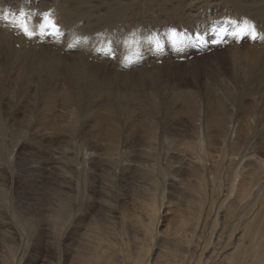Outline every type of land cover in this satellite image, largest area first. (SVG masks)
<instances>
[{
    "label": "rangeland",
    "instance_id": "374dc122",
    "mask_svg": "<svg viewBox=\"0 0 264 264\" xmlns=\"http://www.w3.org/2000/svg\"><path fill=\"white\" fill-rule=\"evenodd\" d=\"M13 1L0 0V14L2 8L17 14L25 5L30 18L50 11L57 33L48 37L46 30L37 39L46 43L27 45L16 24L8 25L0 15L8 27L5 31L0 25V39L9 41L0 43V166L22 210L35 217L47 210L52 189L61 185L65 173L80 180L81 193L96 195L98 209L118 193V210L128 220L141 203L157 198L158 231L163 234L184 220L182 207L195 206L186 204L197 196L195 189L204 190L203 203L214 205L223 201L243 168L264 171V19L239 8L253 0H117L128 5L106 17L107 0H98L93 3L97 11L84 12L89 15L82 20L67 15L65 22L60 12L74 5L73 0ZM75 8L83 10L75 5L73 15ZM224 14L254 28L258 42L195 49L186 59L180 32L192 34L207 18ZM173 32L177 38L169 40ZM107 37L115 38L123 54L132 57L130 70H121L119 59L95 52ZM164 42L178 50L181 45L180 54L168 47L164 57ZM75 47L86 64L77 73ZM228 89L225 97L222 93ZM147 165L148 172L143 170ZM254 194L243 203L261 206L257 217L264 219V185ZM106 195L114 196L109 200ZM4 250L0 245V253Z\"/></svg>",
    "mask_w": 264,
    "mask_h": 264
},
{
    "label": "bare ground",
    "instance_id": "6f19581e",
    "mask_svg": "<svg viewBox=\"0 0 264 264\" xmlns=\"http://www.w3.org/2000/svg\"><path fill=\"white\" fill-rule=\"evenodd\" d=\"M64 2L67 1L64 0ZM94 2H98V0H73L74 5L71 7L67 3L68 7L63 8L60 12L61 21L65 22L69 17L82 20L89 15L84 12L97 11L95 4L93 5ZM230 3L238 5L234 2ZM240 3L239 5H241ZM263 4L264 0H253L252 3L242 4L239 8L246 14L255 12L264 19ZM75 5L76 7L82 5L83 10L78 11L75 8L77 12L73 15L71 12ZM105 5H107L104 7L105 9L108 7L104 15L106 17L122 10L128 5V2L107 0ZM25 7L27 6L25 5ZM48 8L49 6L45 7V11ZM253 8L256 11L250 10ZM2 9L5 12L2 10L1 14H8L11 21H14L12 14L8 13L6 8ZM17 14L16 19L19 20ZM27 15L29 14L26 12L24 22L28 26L39 24L32 25L31 30L38 36L29 38L22 33L23 38L21 39L27 45L32 44V46L39 42H47L43 38L37 40L41 38L40 25L44 22V14L39 18H30ZM90 19L88 21H91ZM49 20L51 21V19ZM103 22L105 23L106 20ZM0 25L5 31L8 30L4 23L0 22ZM200 25L202 29L205 28V24ZM199 31L200 29H197L192 33L199 34ZM6 35L8 34L6 33ZM46 35L48 37L57 36L56 27L47 30ZM64 37L65 35L62 36V38ZM4 39H0L2 40L1 44H5V40L9 43L7 39ZM67 40V38L64 39V43H68ZM77 45L80 46V43L77 42ZM76 49L79 53L76 52L78 59H75L74 67L76 65V69L74 68L73 73L82 72L86 67V64L79 58L80 55L83 56L82 51L79 48ZM233 51L236 54V50ZM115 75L119 77L117 73ZM228 91L230 92L228 89L222 94L227 97ZM0 121L2 120L0 119ZM149 167L147 165L143 170L148 172L146 169ZM0 173L4 174L3 177L0 176V245L5 249L0 253V264H264V219L257 217L261 214L262 207H249L248 203H243V201L249 200L254 193L256 196L258 190L263 188L264 171L257 172L253 168H243L228 186L229 190L226 191L224 197L222 196L223 201H215L214 205L203 203L202 199L207 198L204 190L195 189L197 199L191 196L186 201V204L188 202L195 206L190 208L191 206L188 205L189 207L185 206L184 209L182 207L183 214L181 215H184V220L169 226L163 234L158 231L161 204H158L157 198H148L151 199V204L141 203L133 215L126 212L133 218V220H128L125 213L118 210L120 209L117 207L120 202L118 193L113 195L112 202L105 201L104 206L102 205V208L98 209L96 206L100 204L97 205V200L94 201L96 195L93 197V195L88 196L87 193H81L80 180L76 176H67L62 173L61 185L58 183L56 187L54 186L55 189H52L53 201L49 208L41 211V214L35 217L30 211L21 209L20 203H18L20 200L14 197L13 184L5 174V168L0 166ZM192 177L198 180V177L193 173ZM93 179L96 180V178ZM155 179L157 183L159 178ZM150 191L152 192V190ZM91 194L93 193L91 192ZM113 196L106 195V198L110 200ZM164 198L163 196V200H165ZM138 200L140 199L138 198ZM4 208L5 210L2 211ZM97 211L99 212L95 215ZM3 213H6V216ZM98 216L100 219L97 218ZM228 232H230L229 235Z\"/></svg>",
    "mask_w": 264,
    "mask_h": 264
},
{
    "label": "snow or ice",
    "instance_id": "6c2138e0",
    "mask_svg": "<svg viewBox=\"0 0 264 264\" xmlns=\"http://www.w3.org/2000/svg\"><path fill=\"white\" fill-rule=\"evenodd\" d=\"M12 15H16V13H12ZM25 15H26L25 12L23 10H21L19 12L20 19L17 20V21H11V20H9V15L8 14L3 15L2 19L5 22H7V23H15L16 26L23 33L24 36L31 38L33 36V32L29 30L28 25L24 22ZM37 18H39V16H37ZM55 27H56L55 24H53L52 21H50L45 16L44 17V22L40 25V30H41V33L43 34V32L45 30L54 29ZM245 30H247V28ZM252 38L253 39H256V32H255V30L252 31Z\"/></svg>",
    "mask_w": 264,
    "mask_h": 264
}]
</instances>
